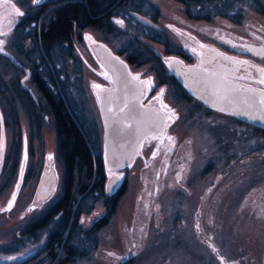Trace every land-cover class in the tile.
<instances>
[{"label": "rangeland", "instance_id": "1", "mask_svg": "<svg viewBox=\"0 0 264 264\" xmlns=\"http://www.w3.org/2000/svg\"><path fill=\"white\" fill-rule=\"evenodd\" d=\"M149 1L158 9L155 20L142 13L134 15L140 21L163 30L171 47L175 46L181 52L172 54L169 52L170 47L166 48L162 43L138 35L140 44L148 47L161 60L174 56L179 58L182 65L193 63L195 55L192 50L198 44L234 53L230 44L218 39L220 32L253 36L257 31L264 36V13H259L250 6H242L240 21L233 23L220 16H213L208 20L189 18L185 15L182 4L175 0ZM259 1L264 5V0ZM18 5H26V0L24 4ZM16 17V13H11L8 24L2 26L3 31L0 33H8L7 36L0 35L3 37V44L6 40L9 41ZM129 38H132L131 35H124L114 42L105 40L102 33L90 27L78 28L70 37L72 53L80 61L81 86L86 104L100 134L102 126L96 85H107L109 81L106 71L92 52L91 44L102 39L110 49L117 52L118 47L124 45L125 48V42ZM27 47L29 42L24 45V48ZM128 51L130 48L119 55L125 59ZM241 54L264 67L263 57ZM69 59L67 69L71 71L73 63ZM162 64L166 72L168 68L163 61ZM128 67L136 77L147 81L148 99L157 101L171 118L166 129L170 140L176 142L185 136L189 138V160L181 180L186 184L185 199L181 201L185 208L172 205L176 190L169 188L171 184L164 186L166 180H152L150 177L154 178L155 173L142 172V166L149 159V150L143 152L144 157H135L131 165L105 169L104 182L112 174L120 178L116 185L125 181L116 211L109 224L98 231L96 247L89 252V257L77 258L65 264H148L165 255L166 260H184L185 264H204L221 258L223 261H235L234 264H264V137L255 136L254 123L242 121L222 111L205 110L206 106L200 104L194 96L190 95L191 102H184V97L180 95L183 91L176 87L173 89V85L168 87L164 83L160 84L149 62L137 65L128 62ZM0 73L2 82L9 83L8 86L17 79L18 72L3 59H0ZM255 86L264 88L262 83ZM184 90L187 92V89ZM16 106L22 137L27 138L23 112L17 103ZM11 140V130L3 123L0 106V144L3 145L0 149V247L13 246L14 239L19 238L17 234L22 225L60 193L61 168L57 158H54L51 121L45 118L39 139L33 138L31 144L26 141L27 158L20 185L12 199L10 195L18 176L22 141L19 143L14 170L10 172L14 157L11 153ZM50 165L54 167L55 178L47 174L50 169L46 173ZM216 173L219 180L215 179ZM42 175L47 182L41 179ZM41 180L46 182L43 186L47 190L37 193L36 187ZM154 181L159 187L156 192ZM104 192L108 193V190L104 188ZM198 196L202 197L203 203L206 197L209 198L204 210L199 205L201 202H197ZM213 196H217L216 199L210 200ZM145 200L148 201L147 205L143 204ZM187 209L189 211L185 215ZM103 210L101 202H95L88 213L79 215L80 224L87 226ZM137 221L140 222L139 225ZM143 228L145 231L142 235ZM209 240L218 249L217 255L210 252ZM36 244L37 242L32 244L33 250H36ZM138 246H141L140 251L135 254ZM109 251L114 252L116 257L109 255ZM122 257L126 258L124 263L119 262Z\"/></svg>", "mask_w": 264, "mask_h": 264}, {"label": "trees", "instance_id": "2", "mask_svg": "<svg viewBox=\"0 0 264 264\" xmlns=\"http://www.w3.org/2000/svg\"><path fill=\"white\" fill-rule=\"evenodd\" d=\"M12 1L24 4L25 0ZM175 1L182 4L187 17L198 20L220 16L238 23L242 17V6H250L264 13V5L259 0ZM30 10L20 16L16 26L17 35L13 36L16 47L11 46L16 59L29 68L30 76L21 83L20 68L0 53V59L18 72L16 81L10 86L2 82L0 73L3 123L9 126L12 134L11 153L14 157L9 170H14L22 140L17 103L23 112L29 144L33 138H40L45 118L51 121L55 157L61 168L60 193L22 225L13 246L0 247V264H65L77 258L83 259L86 252L94 247L98 231L109 224L124 191L122 184L115 192H104L105 176L98 139L85 106L80 61L72 53L71 35L83 27L97 30L105 40L113 42L124 35H131L132 38L125 42V48L124 45L118 47L117 52L130 48L126 54L129 63L137 65L149 62L150 68L156 72V78L159 81L167 80L173 89L178 88L177 82L163 75L158 55L141 45L137 36L162 43L166 48L170 47L169 52L179 53L180 50L171 47L163 30L140 21L134 15L142 13L155 20L158 9L149 0H44L40 9ZM117 20L122 24L116 23ZM30 22L33 24H28ZM24 38L29 41L27 51H23L20 45ZM69 58L73 63L71 71L67 69ZM74 91L77 98H74ZM189 100L185 95V102ZM253 125L255 136L263 138L264 125ZM97 201L104 207L102 215L88 227L82 226L79 215L88 213ZM35 242L37 246L33 250L32 244ZM11 255L15 256L14 259L10 258Z\"/></svg>", "mask_w": 264, "mask_h": 264}, {"label": "water", "instance_id": "3", "mask_svg": "<svg viewBox=\"0 0 264 264\" xmlns=\"http://www.w3.org/2000/svg\"><path fill=\"white\" fill-rule=\"evenodd\" d=\"M17 12L21 13L12 0H0V32L3 31L2 26L8 24L10 14H17ZM219 37L225 41H232L225 34ZM2 39L3 37L0 36V41ZM239 44L253 53L264 55L261 44L247 41H241ZM0 48L3 49L0 53L6 55L14 65L25 71L20 79L22 82L28 75V69L15 59L4 44H0ZM92 49L101 65L110 73V80L113 84L110 88L100 89L98 96L104 123V159L106 164L117 166L137 153L140 141L145 135L162 134L166 119L161 109L147 107L140 103L142 85L139 79L131 74L124 59L102 42L93 43ZM195 73V79L185 81L191 93L215 108L248 121L264 123L263 90L242 87L229 78L219 74H208L200 69H195ZM23 144L18 176L10 195L11 199L15 195L17 185L21 182L23 172L21 169L24 167L26 154L25 142ZM51 178H55L53 171ZM115 179V175L109 179L108 188L112 187ZM44 183L42 180L39 181L36 187L37 193L47 190L44 189Z\"/></svg>", "mask_w": 264, "mask_h": 264}, {"label": "flooded vegetation", "instance_id": "4", "mask_svg": "<svg viewBox=\"0 0 264 264\" xmlns=\"http://www.w3.org/2000/svg\"><path fill=\"white\" fill-rule=\"evenodd\" d=\"M44 0H26V5H21L22 7V15L26 12H28L31 8L33 10L35 9H40L41 4L43 3ZM19 6V5H18ZM20 7V6H19ZM31 9V10H32ZM30 10V11H31ZM19 21L16 22V24L14 25V27L11 30V34H10V44H9V49H12L11 46L13 48L16 47L14 41H13V36L16 34L17 35V31L18 29H16V26L18 24ZM28 24H33V22H30ZM27 28V27H26ZM247 32V31H245ZM256 33H254L253 36H245V35H241V34H229L226 32H220V34L218 35V39L222 40L223 42L230 44L232 47L231 50H233L234 53L229 54V53H225L222 52L220 50H217L214 48V50L208 49V50H199V45L198 44V48L194 46L193 48V53L195 55V61L193 63H189V64H181L179 61L177 60H173V59H160L161 62V72L163 73L164 76L170 77L172 78L174 81H176L177 85H178V89L182 90L183 92H181L182 94H180L181 96L184 97L185 99V95L188 96V98L190 99L189 102H191V96H194L198 99L200 104H204L206 106L205 110H210V109H214L215 111H222L218 108H215L209 104H207L205 101H203L200 97H198L195 94H192L191 92H189L187 90V92H185L184 89L186 88L185 85V81L190 80V79H195V69L200 71H204L205 73L208 72V74L213 73V74H219L221 76H224L226 78L231 79L232 81L236 82L237 84H239L242 87H249L252 89H257V90H263L264 88H259L258 86H255L256 84L262 83L264 84V67L261 64H257L256 62H253L251 60H249V58L243 56L241 53L244 54H250L249 56H258V57H263L264 59V55H256L254 53H252L251 51H248L246 48H244L241 44H239V42H243V41H248V42H254V43H259L262 44L264 46V36L261 35L259 32L255 31ZM225 34L227 36H229L232 41H225L223 39H221L219 36L222 34ZM19 34V32H18ZM27 42H29L28 40H26V38H24L23 40H21L20 45L22 46L23 51H27L29 47L24 48V45H27ZM204 45V44H203ZM264 49V47H263ZM199 50V51H198ZM204 51H208L209 53H206ZM238 52H240V54H237ZM162 61L164 63V65L168 68V70L165 72L164 68H163V64ZM194 67V68H193ZM194 70H193V69ZM107 73V78L109 83L107 85H102L99 86L98 88H96V95H97V100H98V106H99V113H100V119H101V134L99 133V129L97 128L96 122L94 120V117L91 113L90 108L88 107V105L86 104V99L84 97V102H85V106L86 109L88 110L91 120L93 122L94 125V130H95V134L96 137L98 139V149H99V157H100V162L102 165V169L105 173V169L107 170H112V169H116V168H121V167H126L128 165H131V163L133 162L135 157H144V153L143 152H147L149 150V159L148 162H146V164L144 166H142V172H147L149 171L150 173H155L154 174V178L150 177L152 180H157V179H164L166 180L165 183H163V185H168L171 184L173 186H169V188H171L172 190H176V194L174 197V201H172V205L176 204L178 206H180L179 208L184 209L185 207H183L182 205V200L185 199L184 195H185V183L184 180L183 182L181 181L183 179V174L185 172V168L187 166V162L189 160V155H187V152L189 150V145L190 143L188 136L179 138L178 140H176V142L172 139V141L170 140V137H168L166 135V129L169 126V124L171 123V118L166 114V111L159 106V104L157 103V101L152 102L151 100L148 99V85H147V81L143 78L140 77H136L133 73V75L139 79V82L141 83V96H140V103L142 105H146L147 107H157L159 109H161L164 112V116L166 119L165 122V126L163 128V132L160 135H146L142 138L140 145H139V151L138 153L131 159H129L126 163H123L121 165H117V166H110L108 164H106L105 159H104V123H103V115L101 112V108L99 105V96H98V91L102 88H110L113 86L111 80H110V73L104 69ZM131 71V70H130ZM155 77L156 76V72L153 71ZM161 75V76H163ZM30 76V71L28 73V77ZM27 77V78H28ZM157 79V78H156ZM158 80V79H157ZM159 81V80H158ZM160 84H165V85H169L167 80L164 81H159ZM255 84V85H254ZM170 87V85L168 86ZM177 88V87H176ZM74 98H77V94L73 93ZM191 95V96H190ZM190 96V97H189ZM185 102V101H184ZM198 104V103H197ZM223 112V111H222ZM227 113V112H225ZM232 114V113H229ZM233 115V114H232ZM235 117V116H234ZM237 118V117H235ZM147 145V146H146ZM145 146V149H143V147ZM50 168L47 169L46 173L49 170V175L52 174V169L51 166H49ZM221 167V166H220ZM105 176V174H104ZM125 177V176H124ZM41 179H45V176L42 175ZM125 179V178H123ZM122 179V180H123ZM215 179H220L218 173H216V178ZM214 179V180H215ZM105 180V177H104ZM212 180V181H214ZM47 181V180H46ZM107 182V181H106ZM106 182H104V184L106 185ZM125 181H123L122 183L120 182V184H117V180L113 186L112 189H107L109 191V193L115 192L116 190H118L122 184H124ZM155 182V181H154ZM215 183V182H214ZM154 191L156 192L157 190H159L158 185L156 184V182L154 183ZM161 194V193H160ZM215 197L217 196H213L210 197V200H214L216 199ZM209 200L208 197H206L204 199V203L201 202L202 201V197L198 196L197 198V202H201L199 205L202 207V210H204V205L205 202ZM178 203V204H177ZM144 205L148 204V201L145 200L143 202ZM189 209H187L185 211V215L188 214ZM103 211L100 213V215H97L96 218L92 219V221L90 220V223H88V225H90L93 221H95L98 217H100L102 215ZM183 213V212H182ZM204 216V215H203ZM138 225H139V221H137ZM87 225V227H88ZM142 235L143 232L145 231V228H143L142 230ZM210 242L211 247L209 246L208 248L211 250L210 252L213 253V247L215 248L213 242ZM212 243V244H211ZM96 247V244L94 245L93 248H91L88 252H86V256L84 258H88L89 257V252L94 250ZM140 247L138 246V249L134 251V253H138L140 251ZM88 249V247H87ZM60 252V250H58ZM57 251L56 257L59 256V252ZM109 253H112L113 256L116 257V254L112 251H109ZM214 254V253H213ZM130 255H128L129 257ZM167 255H165L164 257H160V260L154 261V262H150L148 264H185V261H178L175 260L173 258H170L168 260H166ZM142 255L139 257L141 258ZM125 257H122L119 259V262L124 263L125 262ZM235 261H224V264H234ZM57 264H59L57 262ZM204 264H221V260H215L213 262L209 261L206 262Z\"/></svg>", "mask_w": 264, "mask_h": 264}, {"label": "snow or ice", "instance_id": "5", "mask_svg": "<svg viewBox=\"0 0 264 264\" xmlns=\"http://www.w3.org/2000/svg\"><path fill=\"white\" fill-rule=\"evenodd\" d=\"M17 14H18V15H22V13H19V12H17ZM116 23H118V24H122V21L117 20ZM0 35L7 36L8 33H7V32H3V33H0ZM89 38H90V37H89ZM3 43H4V41H0V44H3ZM0 51H3V49L0 48ZM262 71H264V70H262ZM149 83H150V82H149ZM96 87H99V86L96 85ZM162 91H163V90H162ZM2 147H3V145L0 144V149H2ZM26 158H27V154H25V159H26ZM49 159H51V157H49ZM22 170H23V168L21 169V171H22ZM116 179L119 180L120 178L117 177ZM17 187H19V185H17ZM9 207H11V203L9 204ZM210 247H211V245H210ZM213 251H214V252L216 251V249H215L214 247H213ZM109 255H112V253H109ZM12 259H14V257H13ZM221 264H224L223 258H221Z\"/></svg>", "mask_w": 264, "mask_h": 264}]
</instances>
